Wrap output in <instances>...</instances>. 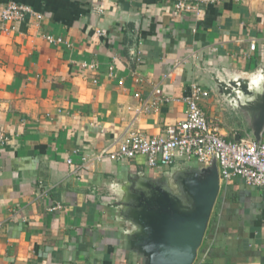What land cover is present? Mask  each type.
Returning a JSON list of instances; mask_svg holds the SVG:
<instances>
[{
    "label": "crops",
    "instance_id": "obj_1",
    "mask_svg": "<svg viewBox=\"0 0 264 264\" xmlns=\"http://www.w3.org/2000/svg\"><path fill=\"white\" fill-rule=\"evenodd\" d=\"M10 2L43 20L0 31V264H139L119 246L115 193L125 172L162 168L137 157L73 172L129 132L163 137L184 120L191 83L209 92L200 107L226 141L254 140L212 77L264 70V0H211L198 17L171 0H0ZM155 86L173 101L135 117V94L151 100ZM193 264H264V187L220 183Z\"/></svg>",
    "mask_w": 264,
    "mask_h": 264
},
{
    "label": "water",
    "instance_id": "obj_2",
    "mask_svg": "<svg viewBox=\"0 0 264 264\" xmlns=\"http://www.w3.org/2000/svg\"><path fill=\"white\" fill-rule=\"evenodd\" d=\"M135 54V51H133ZM215 89L245 113L250 135L264 130V70L243 76L213 75ZM238 142L240 136L235 137ZM186 161L160 175L125 172L116 190V206L125 230L119 246L139 264H193L201 247L218 193L215 160L191 167ZM162 181V182H159Z\"/></svg>",
    "mask_w": 264,
    "mask_h": 264
},
{
    "label": "built area",
    "instance_id": "obj_3",
    "mask_svg": "<svg viewBox=\"0 0 264 264\" xmlns=\"http://www.w3.org/2000/svg\"><path fill=\"white\" fill-rule=\"evenodd\" d=\"M177 13H189L199 16L202 13V5L211 0H171ZM100 11V9H99ZM0 31L9 32L17 23L27 20L34 21L37 25L43 20V15L27 5L17 3L0 4ZM10 26V28L8 27ZM101 35L99 32H97ZM49 43L60 44V38L51 35L44 37ZM249 50H256V41L252 40ZM264 57V48L261 53ZM84 69H94V65L82 64ZM165 78V76H163ZM136 82H140L136 79ZM187 95L183 98L185 103L184 120L167 126L163 137H146L140 132H129L117 141L114 150L106 147L89 157L83 153L80 165L73 174L85 169L95 161H132L137 157H143L146 165L151 169L168 168L176 161H197L199 163H211L216 161L220 183H227L238 177L249 187H264V141H255L248 138L238 142L226 141L219 132V128L211 123L202 108L200 102L208 97L209 92L196 83H191L187 89ZM152 98L142 101L139 94L135 98L141 101V105L135 110V117L150 112L157 103H170L173 99L164 97L159 86L152 91ZM9 141L7 135L0 130V147ZM79 150L74 151L78 154ZM67 163L71 165L72 159ZM59 207H52L50 211Z\"/></svg>",
    "mask_w": 264,
    "mask_h": 264
},
{
    "label": "rangeland",
    "instance_id": "obj_4",
    "mask_svg": "<svg viewBox=\"0 0 264 264\" xmlns=\"http://www.w3.org/2000/svg\"><path fill=\"white\" fill-rule=\"evenodd\" d=\"M178 162H186V161H178ZM188 165L191 166V167H196V166H198V163H197V161H192V162L188 163ZM175 167L176 166H173L172 168H175Z\"/></svg>",
    "mask_w": 264,
    "mask_h": 264
},
{
    "label": "flooded vegetation",
    "instance_id": "obj_5",
    "mask_svg": "<svg viewBox=\"0 0 264 264\" xmlns=\"http://www.w3.org/2000/svg\"><path fill=\"white\" fill-rule=\"evenodd\" d=\"M159 182H162V181H159Z\"/></svg>",
    "mask_w": 264,
    "mask_h": 264
}]
</instances>
